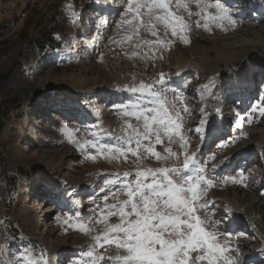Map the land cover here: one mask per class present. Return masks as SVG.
<instances>
[{"label":"rangeland","instance_id":"374dc122","mask_svg":"<svg viewBox=\"0 0 264 264\" xmlns=\"http://www.w3.org/2000/svg\"><path fill=\"white\" fill-rule=\"evenodd\" d=\"M245 1L221 0L231 7L230 14L238 21L235 27L225 24L221 29L210 25L211 31H206L196 27L197 17L193 16L189 20L191 31L186 33L190 42L186 44L170 33L165 37L161 28L160 37L172 41L167 47H161L143 44V41L156 39L143 27L139 37L126 40L128 26L120 24L126 0H0V102L9 110L8 124L0 139V247L4 249L0 252V260L7 255L6 263L16 264L24 248L31 251L32 260L44 253L43 264H75L77 260H88L81 257V252L87 251L95 243L93 237L103 230V225L94 223L105 204L100 199L104 193L99 189L114 173L134 172L137 161L130 155L127 162L122 158L112 160L105 154H96L90 147L76 152L75 144L92 139L86 129L98 133L103 129L112 136L121 135L126 121L136 124L118 108L137 99L136 94L125 90L126 87L140 82L152 83L161 73L167 78L188 65L189 71L193 72H187L193 75L185 78L184 91L181 86L172 84L168 90V100L180 111L182 134L188 147L201 162H207L208 176H213V166L223 157L216 165V171L227 162L238 164L228 181L215 180L207 190L204 199L212 196L217 202L207 218L220 221L214 228L217 233L230 234L220 236L219 240L221 244L227 243L232 249H238L235 252L239 257L238 264H264V245L261 246L243 228L224 227L226 221H223L229 212L232 215L225 198L230 202L235 199L233 208L246 205L243 215L254 219V222L250 221L251 225L255 223L261 230L264 241V115L261 114L264 112V0H257L261 1L263 11L247 10ZM103 6L105 8H101ZM190 7L193 12L199 11L195 4ZM236 11L237 16L234 15ZM179 12L188 19L183 9ZM137 44L140 47H136ZM251 80L255 88L250 93L253 98L249 106L241 113L231 114L235 113L231 105L233 90L241 88L243 83L252 85ZM177 95L182 99L175 100ZM55 96L67 101L77 97V105L87 109L86 114L90 113L93 121L83 120L82 123L73 117L52 118L56 114L50 110L52 103L47 101ZM106 99L114 100L105 111H100L105 107ZM189 100L188 104L184 103ZM222 103L230 106L224 114H218ZM184 106H187V112L183 110ZM202 112L207 116L204 130H209L210 126L211 130L217 126L220 130L209 146L198 143V138L189 134L195 123L201 126L199 113ZM65 126L72 131V142L64 131L60 133ZM77 129L79 131H75ZM100 138L106 139L102 134ZM42 139L49 143L41 142ZM180 143L176 137L171 144L165 139L162 144L154 145L155 151L162 155H167L164 149L171 147L178 156L166 162H158L149 156L143 159L141 167L181 163ZM205 146L208 150L203 152ZM69 149L70 154H66ZM39 151L42 152L39 155L41 161L36 162L34 156ZM247 153L251 154L247 158H254L250 164L245 159ZM90 155L95 159L87 158ZM227 169L226 173H230ZM240 170L246 179L243 183H233L232 178L240 180ZM7 174L19 179L11 208L13 198L4 181ZM43 186L48 188L43 190ZM51 187L54 191L56 187L61 189L62 194L66 192V197L74 199L82 218L71 217L65 224L68 218L54 211L57 203H51ZM93 197H96L95 204ZM114 202L112 199L107 201ZM96 204L100 208H96ZM89 217L93 222L87 226L92 231L86 234L79 225ZM30 221L33 224H27ZM108 222L117 223L118 219L111 217ZM245 235L248 237H243ZM245 246L248 248L246 253L243 251ZM104 247L111 249L113 246ZM97 252L106 257L117 254L112 250L105 252L100 247ZM245 256L248 257L245 259ZM53 259L60 261L53 263Z\"/></svg>","mask_w":264,"mask_h":264},{"label":"snow or ice","instance_id":"6c2138e0","mask_svg":"<svg viewBox=\"0 0 264 264\" xmlns=\"http://www.w3.org/2000/svg\"><path fill=\"white\" fill-rule=\"evenodd\" d=\"M192 4L199 11L193 12ZM181 9L188 19L178 14ZM230 13L231 7L221 0H126L120 24L128 26L127 41H132L134 36L139 37L143 27L156 37L155 40L143 41V44L167 47L172 41L160 37L161 28L165 37L170 33L187 43L190 42L186 33L191 31V17H197L196 27L211 31L210 25L221 29L225 28V24L235 27L238 21ZM135 46L140 47L139 44ZM125 90L136 94L137 99L118 108L125 117L133 118L136 124L126 121L119 136H112L103 129L99 133L86 129L92 139L78 143L77 147L81 151L90 147L96 154H105L112 160L122 158L124 162L130 155L137 161L136 169L134 172L114 173L104 180V186L99 191L104 193L100 199L105 204L100 209L101 215L94 220V223L103 225V230L93 237L95 243L81 252V257L88 260H77L75 264H238L239 257L235 255L238 249H232L227 243L221 244L219 240L220 236L230 234L217 233L214 228L220 221L207 218L212 210L204 197L216 180L215 175H207V162H201L195 153L189 155L185 150L182 163L141 167L143 159L149 156L158 162L178 156L171 147L164 149L167 155L155 151L154 145L162 144L165 139L171 144L174 138L179 137L180 147L186 149L187 146L186 137L182 134L180 111L175 103L168 100L169 83L165 74L161 73L159 79L152 83L140 82L127 86ZM172 91L175 92L174 89ZM174 99L181 100L182 97L177 95ZM183 110L187 112V106ZM261 114L264 115V112ZM248 122H252L251 116ZM239 123L237 121L238 126ZM203 125L201 120L197 133L204 130ZM62 131L72 142V131L67 126ZM101 134L106 137L105 140H101ZM109 140L112 142L109 143ZM87 158L94 160L95 156ZM240 173V180L232 178L233 183L244 182L243 170ZM109 199L115 202L107 203ZM93 203H96V197H93ZM96 208L100 205L96 204ZM104 209H107L106 213ZM111 217H116L118 222L109 223ZM70 219L64 223H69ZM90 222H93L92 217L81 221L80 230L90 233L92 228L87 226ZM105 245L113 247L109 249ZM97 247L117 254L106 257L104 253L97 252ZM3 251L0 248V252ZM43 262L44 253L34 262L28 248H24L20 259L16 260V264Z\"/></svg>","mask_w":264,"mask_h":264},{"label":"bare ground","instance_id":"6f19581e","mask_svg":"<svg viewBox=\"0 0 264 264\" xmlns=\"http://www.w3.org/2000/svg\"><path fill=\"white\" fill-rule=\"evenodd\" d=\"M256 4H259V2H256ZM247 8H248V6H246ZM256 7V6H255ZM243 8H245V5H244V7ZM258 9H260V6H257V10ZM113 10H114V8H113ZM262 11V10H261ZM236 15H238V13H237V11H236V13H235V16ZM262 30V29H261ZM225 56V55H224ZM188 65H184V66H182V67H180L182 70H185L186 69V67H187ZM188 68H189V66H188ZM179 72H181V71H179ZM180 74V73H179ZM240 75V74H239ZM176 78H178V77H176ZM251 82V81H250ZM251 84V83H250ZM73 86V85H72ZM74 87V86H73ZM206 94V93H205ZM68 101H71L70 99L68 100ZM51 114H53V113H51ZM56 114V113H55ZM202 115H205V113H202ZM52 118H54V119H57V120H59V119H62L61 118V116L60 115H55L54 117H52ZM197 128V127H196ZM192 132V131H191ZM60 133H62V130H61V132ZM193 133L194 134H196L197 132L195 131H193ZM205 137L203 136L202 137V139H204ZM41 142H44V143H49V141H46L45 139H42L41 140ZM68 142V141H67ZM16 151L15 152H20V150H18V149H15ZM184 151L186 150V151H188L187 149H183ZM254 150V149H253ZM72 151V150H71ZM60 152V151H59ZM42 152L41 151H39L38 153H36V155L34 156L35 158H34V160L36 161V162H39V161H41L40 160V157H39V155L41 154ZM66 154H70V149H69V151H66L65 152ZM257 153H260L259 151L257 152ZM256 153V154H257ZM17 154V153H16ZM64 153H62V155H63ZM239 154V153H238ZM237 156V155H236ZM249 156V155H248ZM255 157V156H254ZM234 160V159H233ZM232 160V161H233ZM34 161V162H35ZM234 162V161H233ZM233 162H230V163H225V165L227 164L228 165V167L229 168H231V166L233 165ZM224 163V162H223ZM226 165V166H227ZM222 166V165H221ZM218 167L219 166H217V170H218ZM227 171L228 172H231L229 169H227ZM44 188H43V190H46V188H48V187H46V186H43ZM46 187V188H45ZM59 188H55V191L53 192V194H55V195H57V196H59V197H61V194H62V190L60 189V193L59 192H57L56 190H58ZM42 190V189H41ZM225 203H229L230 204V210H232V215H234L235 217H232V215H230L229 216V218L227 219V220H225L226 221V226H231V224H232V222H233V220L235 219L236 221L235 222H233V225L234 224H236V226H239L240 227V229H245V230H247V234L248 233H251V234H257L258 235V239H259V241L261 242V243H263L264 244V241H262L263 240V237H261L262 236V232H261V230L260 229H258V228H256L255 226H251L250 225V220L247 218V216L245 217V215H243L244 213H245V207H246V205L245 206H234L235 208H233V206H232V204L233 203H235V199H234V201L232 200V202H230L228 199H226L225 198ZM67 203H69L68 201H64V205L66 206L67 205ZM25 211H27V209H25ZM41 219V218H40ZM254 220V219H253ZM254 222V221H253ZM31 223L33 224V221H30V222H27V224H29V225H31ZM33 226V225H32ZM246 237H248V235H246ZM7 260H8V258H7V255L5 256V258L3 259V261L2 260H0V264H9V263H6L7 262ZM59 261V260H58Z\"/></svg>","mask_w":264,"mask_h":264},{"label":"trees","instance_id":"16d2710c","mask_svg":"<svg viewBox=\"0 0 264 264\" xmlns=\"http://www.w3.org/2000/svg\"><path fill=\"white\" fill-rule=\"evenodd\" d=\"M38 44H40V42ZM0 84H1V81H0ZM8 118H9V110L6 109L5 105L2 102H0V139H1V134H2L3 130L5 129L6 125L8 124L7 123ZM0 164H1V161H0ZM5 176H6V180H4V181H6V185H9V188H11L10 193H13L15 191L17 181L14 177L10 176L9 174H7Z\"/></svg>","mask_w":264,"mask_h":264}]
</instances>
